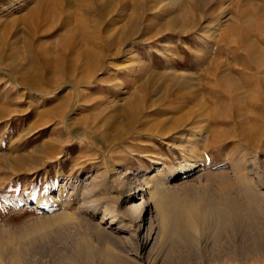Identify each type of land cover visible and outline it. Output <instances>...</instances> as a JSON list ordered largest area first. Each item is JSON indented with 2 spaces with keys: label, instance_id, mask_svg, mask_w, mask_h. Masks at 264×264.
I'll list each match as a JSON object with an SVG mask.
<instances>
[{
  "label": "rangeland",
  "instance_id": "obj_1",
  "mask_svg": "<svg viewBox=\"0 0 264 264\" xmlns=\"http://www.w3.org/2000/svg\"><path fill=\"white\" fill-rule=\"evenodd\" d=\"M263 14L264 0H0V243L15 242L20 264H264L262 95L232 70L254 85L253 66L226 52L248 31L264 69ZM215 74L241 83V103L212 80L201 87ZM183 77L192 92L173 86ZM240 111L251 144L238 121H212ZM142 177L173 189L166 229ZM127 195L155 232L142 254ZM187 199L239 212L188 231L176 221Z\"/></svg>",
  "mask_w": 264,
  "mask_h": 264
},
{
  "label": "bare ground",
  "instance_id": "obj_2",
  "mask_svg": "<svg viewBox=\"0 0 264 264\" xmlns=\"http://www.w3.org/2000/svg\"><path fill=\"white\" fill-rule=\"evenodd\" d=\"M258 21H259V19H258ZM260 21H261V23H263L262 22L263 21L262 19ZM258 25H259V23H258ZM263 35L264 34H262V33L261 34L259 33V35H258V37L260 38V41L262 43L264 42V36ZM248 39H249V32L247 31L246 33H244V36H243V39H242V40L245 41V44H243V43H237V42L236 43L235 42H232L230 44L231 47H227L226 48L227 50L226 49L225 50L227 52V55H230L231 56L232 54H234V56H238V57L239 56H242V57L246 58L247 60H245V61L249 62L248 63V70L250 69L251 66H253L252 67L253 69L252 70H249V71L251 72V78L254 81V85L253 84L252 85L247 84V80L248 79H246V76H247V72L248 71H246V70H243L242 71V70H240L239 68H236V67H233L232 70L234 71V73L236 75H238L239 77H241V79H243V81H242L243 86H245V87L248 86L249 89L254 90V91H258L260 93V95H262L260 98H256V99H258V102H259L258 106H256V103L254 102L256 99L253 100L252 102H254L253 103L255 105L254 107H258V109H259L258 111L264 112V69L262 68L263 65H261V64L259 65L255 61V59H254L255 57L252 56L253 55V51H251L249 49L250 47L246 43V41ZM238 59L239 58H237L236 60H238ZM227 76H229V75H227V74H215L211 78L203 79L201 81V85H202L201 87L204 90H208L207 88H210L211 89V87H213V86H210V87L209 86H206V83H207L208 80H210V81L212 80V81H214V83L218 84L217 88H221V90L224 89L225 92H227L226 93V96L229 95V96H232L233 97V99H231L230 101L233 100V101H236V102H240L238 99H235L236 96L234 98V96L232 95V93H234L233 92L234 91L233 89H239L241 83L240 84H237L236 82H234V83L232 82L231 83V86L234 87L232 89V87L230 88V84H229V86L227 85L228 82H229L227 80L228 79ZM192 79H193V77H190V78L189 77H187V78L186 77L185 78L183 77L181 79V81L178 78L173 79L172 81H175V82H173V86L180 88V86H182L181 84H183V86L185 87V89L187 90V92L190 93V91L192 92L194 90L193 84H192V82H194V80L192 82L190 81ZM204 81H206V83ZM225 82H227V84H224ZM194 83H196V82H194ZM210 84H208V85H210ZM236 91H238V90H236ZM239 91H241V90L239 89ZM185 92H184V94H185ZM216 92H220V91H216ZM236 94H237V92H236ZM245 95H247V94H245ZM215 96H214V98H215ZM246 97L248 98L249 97V94ZM216 98H217V96H216ZM241 101H243V99ZM247 101H246V103H247ZM132 108L133 109L129 110V113H130L131 118L135 119L137 117V115L141 114L143 112V110H144L143 109L144 106H143V100H142V98L138 97L136 99V102L133 104ZM251 109L253 110L255 108H251ZM235 115L236 114H232V115H229V114L228 115H226V114L225 115H220V116L215 117L216 119H213L212 121H216V122H218V124L219 123L220 124L221 123L222 124L223 123L226 124L225 122H227V121H231V122H233V121L234 122L235 121L237 122L238 121L237 123H238V125L240 127L239 136L241 137V139L245 140L249 144L255 142L256 139L254 137V134L248 132L247 122L241 119V117L244 115V113L242 111H240L238 117H235ZM243 119H244V117H243ZM179 121L180 120H178V122ZM183 129H184V127H182V126L176 127V131L177 132L179 130H183ZM202 132H203V129H197V130L194 129V133H200L199 136L203 138L204 135L202 134ZM204 140L205 141H208L209 139L207 140V136H206V138L204 137ZM250 161H251V162H249V165L250 166L248 167L249 172L251 170L253 171L254 169H256L258 167V165H255L254 164V162L252 161V159ZM238 163H237V165H235V169L236 170H238V167H239V164ZM243 163H245V162L243 161ZM194 166L195 165H192L191 164V165L188 166V168H193ZM194 168H196V167H194ZM257 171L258 170H256L255 172H257ZM143 177H142V180H143L144 183L143 184L141 183L139 185L141 187H145V189H142L143 192L141 193V197L144 198L147 195L150 196V197H153L155 195H157V196L160 197V200L158 202L159 203L158 204V206H159V209L158 210L160 212V216H161L163 228L166 229L167 222H168V220L170 218V215L168 214V212H166L165 210H163V208L166 205L167 200L170 199L169 198L170 192L173 191V189L172 188H169L170 186H169L168 182H166V179H164V178L162 180H154L152 182V184H151V182L150 183L146 182V180ZM106 179H108V178H106ZM245 182H246V180H245ZM93 187L96 188L98 186L96 185V186H93ZM134 199H135V197H133V195H127L126 196V199H125V204H128V206H129L128 211H130V212H134L135 211L136 212V217H135L136 222L134 223L135 225H133L134 226L133 228H135V230H134L135 234L134 233L133 234L134 235H137V237L139 238L138 241L135 244L139 246V250H141V254H142L144 251L145 252L147 251L148 247L151 245V243L153 242V240H155V236H154L155 235V232L150 227H147V225L145 224V222H143V220H142L143 211H140V209L138 210V207H136L135 205L132 204ZM194 200H189V199L184 200L183 203H181L178 206V208L180 210L179 211L176 210V212H178L177 213L178 214V217L179 216H182V220H181V218H178L176 220L177 223H179V224L183 223L184 224V228L186 230H188V231L197 232L199 229L205 230V226H206L207 222L210 220V218H215L219 223H222L223 221L230 220V218H233L239 212V208L237 206H235V205H219V204H214V205H211L210 204L209 205V204H203V201H196V200L194 201ZM251 200L252 199H250V201ZM252 208L256 209V206L254 205ZM126 213H127V211H126ZM105 214H107V216H109L111 218V223H113L115 221H118V224L121 226V227H118V229L120 231L125 228L124 224L127 223V221L125 220V216H124L125 214L123 215V213H120V210L118 211V208L117 207H114V206H111L110 205V209H107V212ZM129 214H131V213H129ZM65 215H67V214H65ZM134 215H133V217H134ZM130 216H132V215H130ZM63 217H64V215H63ZM122 218H123V220H122ZM130 219H132V218L130 217ZM78 220H79V218H78ZM132 222H133V219H132ZM102 229L104 230V228H102ZM131 230H133V229H131ZM105 232L107 234L109 231H107L105 229ZM108 235H111L110 232L108 233ZM137 237L135 236L134 238H137ZM14 243L15 242L12 241V240L11 241H6V242H1L0 243V264H20V262H19L20 252H19V250H17V248L15 247L16 245ZM5 249H11L12 250V253L8 257V259L5 257L6 255L4 256ZM153 264H156V263H153Z\"/></svg>",
  "mask_w": 264,
  "mask_h": 264
}]
</instances>
